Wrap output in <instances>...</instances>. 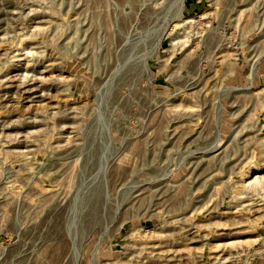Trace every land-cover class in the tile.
<instances>
[{"label":"rangeland","instance_id":"374dc122","mask_svg":"<svg viewBox=\"0 0 264 264\" xmlns=\"http://www.w3.org/2000/svg\"><path fill=\"white\" fill-rule=\"evenodd\" d=\"M0 264H264V0H0Z\"/></svg>","mask_w":264,"mask_h":264},{"label":"bare ground","instance_id":"6f19581e","mask_svg":"<svg viewBox=\"0 0 264 264\" xmlns=\"http://www.w3.org/2000/svg\"><path fill=\"white\" fill-rule=\"evenodd\" d=\"M257 181H258V179H257V177H256V178H255V180H254L253 182H255V183H256Z\"/></svg>","mask_w":264,"mask_h":264}]
</instances>
